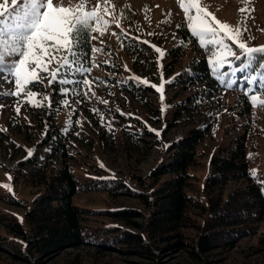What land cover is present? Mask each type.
Masks as SVG:
<instances>
[{"label": "rangeland", "instance_id": "374dc122", "mask_svg": "<svg viewBox=\"0 0 264 264\" xmlns=\"http://www.w3.org/2000/svg\"><path fill=\"white\" fill-rule=\"evenodd\" d=\"M80 0H63L64 6L74 5ZM97 4L90 0L89 9ZM207 10L212 12L221 22H227L233 27H239L242 20L241 9H246L245 15L249 33L245 39L249 45H260L264 42V0H202ZM114 7L112 15H106L111 27L106 33L93 41L96 47L105 51L94 57L89 79L103 80L104 85L93 82L92 91L95 96L88 99L69 97L70 108H60L57 111L39 108L33 109L27 103H22L20 114L15 112L16 97H3L0 103V185L11 184L12 192L0 186V209L21 214L20 208H15L7 202V196L31 201V188L16 182L13 171L18 163L28 157L27 150L33 149V154L47 157L52 154L53 144L50 137L57 129L68 136L71 155L66 158L73 171L83 181L86 176L115 178L125 182L129 187L137 189L133 176L148 175L158 161L167 153L168 147L182 137L192 127L204 128L207 134L199 146L196 163L190 171L196 174L200 181L209 171V157L221 144L227 143L236 132L235 124L242 125L251 117L252 137L250 138L249 155L251 154V170H258L264 178V109L253 108L250 115L238 117L240 95L237 91L218 90L208 94L205 83H188L183 86H167V81L174 73L183 72L190 58L198 53H206L198 44L194 46L181 38L177 25L185 22V15L179 8L177 0H111L109 7ZM101 8L104 7L101 0ZM158 6V7H157ZM171 13L170 22L168 13ZM115 17V21L113 20ZM119 24V27H117ZM127 30L131 36L140 37V42L118 39L111 33ZM139 29V31H137ZM155 33V35H148ZM103 43H100V41ZM149 41L148 44L143 43ZM253 41V42H252ZM136 43V44H135ZM135 44V46L133 45ZM156 45L165 51L161 58L152 49ZM180 47L178 50H175ZM200 48V49H199ZM181 50V51H179ZM177 51L179 54L173 56ZM111 52L112 55L108 53ZM207 55V53H206ZM107 61V62H106ZM100 65L98 68L95 65ZM126 66V67H125ZM172 71V72H170ZM138 76L148 79L150 84L165 83L164 100L160 93L148 86L147 91L137 94L126 87L127 83L137 84L131 77ZM48 81L45 80L47 85ZM143 85V84H142ZM12 84H4V89H12ZM54 85L46 92L53 98V103L60 96L53 91ZM35 91H45L36 88ZM207 91L198 99L188 102L189 109H183L175 119L173 102L186 99L191 95ZM208 94V95H207ZM77 100H82L77 104ZM107 100V104L100 101ZM166 106V107H165ZM100 110L101 116L91 109ZM227 110V111H225ZM123 113V114H121ZM27 117V119H25ZM73 120L71 128L65 132L66 121ZM80 120L82 127L75 121ZM175 122V123H173ZM111 124V130L108 125ZM149 127L160 131L157 136L149 131ZM79 132V135L75 133ZM44 133H47L46 135ZM56 168H60L65 158L62 155L52 157ZM101 164L104 167H101ZM11 176V180L8 176ZM242 182L229 185L234 190ZM74 203L90 212L87 223L92 226L105 220L103 211L118 205L138 206L137 199L123 196L111 198L103 190H90L77 193ZM6 230L0 225V235ZM259 250V252H257ZM184 252L173 253L161 260L172 264L180 261L191 264ZM213 259H219V264H264V222L257 234L243 239L230 251L224 254L214 253ZM5 264H20L7 255H0ZM43 264H150L136 256L123 254L119 251H109L95 246L67 249Z\"/></svg>", "mask_w": 264, "mask_h": 264}, {"label": "trees", "instance_id": "16d2710c", "mask_svg": "<svg viewBox=\"0 0 264 264\" xmlns=\"http://www.w3.org/2000/svg\"><path fill=\"white\" fill-rule=\"evenodd\" d=\"M180 25L181 38L196 46L198 42L184 23ZM252 46H264V42ZM178 54L175 51L173 56ZM170 79L172 83L167 86L204 82L208 94L228 90L211 75L206 53L190 58L183 72L174 73ZM126 87L137 94L148 89L130 82ZM235 91L241 99L237 116L250 115L248 99L241 91ZM205 93L174 101L175 119L183 109H189L188 102ZM251 121L249 117L244 124H235L236 132L230 140L210 155L209 171L203 181L190 169L207 131L192 127L170 144L166 155L148 175L133 176L137 189L117 178L110 179L111 176H86V182L80 179L66 161L71 155L68 136L57 129L49 136L52 154H32L13 171L16 182L31 188L32 199L28 202L7 196V202L23 212L0 209V225L6 230L5 235H0V255L20 264H43L67 249L95 246L136 256L150 264H165L161 262L164 256L178 252L186 253L191 264H219V259L212 258L214 253L230 251L243 239L257 234L264 222V192L250 175ZM57 154L65 158L60 168L52 159ZM258 176L264 180L261 173ZM234 182L242 183L229 190ZM90 190L106 191L113 199L132 197L140 205L101 210L110 221L90 226L89 210L73 200L77 193ZM0 264L5 263L0 260Z\"/></svg>", "mask_w": 264, "mask_h": 264}, {"label": "snow or ice", "instance_id": "6c2138e0", "mask_svg": "<svg viewBox=\"0 0 264 264\" xmlns=\"http://www.w3.org/2000/svg\"><path fill=\"white\" fill-rule=\"evenodd\" d=\"M89 3L90 0H80L74 5L64 6L63 0H0V99L16 97L17 115L22 103H27L33 109L55 108L59 111L60 108H70L69 97L88 99L90 95L95 96L92 91L94 81L97 85H104L103 80L89 79L95 55L105 51L96 47L93 41H97L111 27L105 16L112 15L115 6L109 7L111 0H103L104 7L101 8V0H97V4L89 9ZM177 3L185 15L183 26L207 53L211 75L224 89L241 91L253 108L264 109V46H250L245 39L249 33L246 25L248 16L245 15L247 10L241 9L243 18L240 26L233 27L217 19L202 4V0H177ZM168 16L169 20L165 23L170 22V12ZM111 34L121 39L122 44L124 39L140 42V37L131 36L127 30ZM143 43L148 44L149 41L144 40ZM184 43L190 41L182 42L181 46ZM151 47L161 58L165 56V51L160 47ZM108 54L112 55L111 52ZM99 66L95 65L97 68ZM131 79L137 84L156 89L161 101L164 100L165 83L150 84L148 79L138 76ZM45 80L48 81L47 85ZM166 83H172V80ZM4 84H12L13 88L4 89ZM52 85L56 86L53 91L60 96L55 104L52 96L46 92ZM36 88L45 91L38 92L34 90ZM81 102L76 101L77 104ZM100 102L108 103L107 100ZM2 107L4 105L0 103ZM91 111L100 115L103 121L99 109L93 108ZM75 123L82 127L80 120ZM72 124V119L66 121L65 132ZM108 127L111 130V124ZM3 130L0 128V131ZM149 131L160 135L156 129L149 127ZM75 134L79 135V132ZM27 153L31 157L33 149H28ZM101 167L104 165L101 164ZM250 175L264 192V180L258 176V170H250ZM8 179L11 180L10 175ZM110 179H115L114 174ZM0 186L13 191L11 184Z\"/></svg>", "mask_w": 264, "mask_h": 264}]
</instances>
